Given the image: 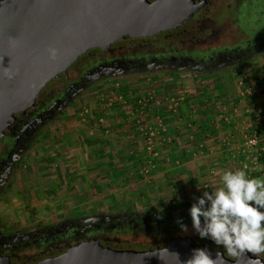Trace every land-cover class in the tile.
<instances>
[{
  "label": "rangeland",
  "instance_id": "obj_1",
  "mask_svg": "<svg viewBox=\"0 0 264 264\" xmlns=\"http://www.w3.org/2000/svg\"><path fill=\"white\" fill-rule=\"evenodd\" d=\"M147 96L161 102L167 125L166 134L152 140L155 157L146 150L143 128L154 126L156 108L147 117L138 105ZM172 99L179 103L176 111L169 109ZM259 112L264 52L220 72L101 74L41 127L0 198V217L9 226L30 227L67 216L173 208L195 202L220 186L224 170L244 163L249 177L264 178V160L241 152L242 133L264 127V118L250 117ZM148 160L155 166L145 173Z\"/></svg>",
  "mask_w": 264,
  "mask_h": 264
},
{
  "label": "flooded vegetation",
  "instance_id": "obj_2",
  "mask_svg": "<svg viewBox=\"0 0 264 264\" xmlns=\"http://www.w3.org/2000/svg\"><path fill=\"white\" fill-rule=\"evenodd\" d=\"M98 3L121 7L124 19L139 5L138 17L152 24L150 33L117 39L107 48L88 49L59 73L49 92L6 121L0 136V198L11 187L41 127L96 76L156 68L220 72L264 52V0ZM193 203L108 216H67L30 227L9 226L0 217V260L10 264H35L48 258H59L60 264H165L160 252L199 247L254 264L251 253L233 259L210 239L201 238L189 213Z\"/></svg>",
  "mask_w": 264,
  "mask_h": 264
},
{
  "label": "water",
  "instance_id": "obj_3",
  "mask_svg": "<svg viewBox=\"0 0 264 264\" xmlns=\"http://www.w3.org/2000/svg\"><path fill=\"white\" fill-rule=\"evenodd\" d=\"M98 1L0 0V136L7 120L41 99L48 81L88 49L150 33L152 24L138 17L139 5L124 19L121 7ZM50 46L58 50L55 59L48 56ZM5 68L15 71L13 78L3 75ZM193 249L163 251L159 257L165 264H180ZM219 254L217 264H249ZM0 264L10 263L0 260ZM35 264H60V260L48 258Z\"/></svg>",
  "mask_w": 264,
  "mask_h": 264
},
{
  "label": "clouds",
  "instance_id": "obj_4",
  "mask_svg": "<svg viewBox=\"0 0 264 264\" xmlns=\"http://www.w3.org/2000/svg\"><path fill=\"white\" fill-rule=\"evenodd\" d=\"M47 52L55 59L58 50L50 46ZM3 75L11 79L15 71L5 68ZM219 179L220 186L205 190L189 208L193 228L227 256L235 259L251 253L254 264H264V178L249 177L238 168L224 170ZM181 228L187 231L186 225ZM221 258L219 253L213 257L208 249L198 247L180 264H217Z\"/></svg>",
  "mask_w": 264,
  "mask_h": 264
},
{
  "label": "built area",
  "instance_id": "obj_5",
  "mask_svg": "<svg viewBox=\"0 0 264 264\" xmlns=\"http://www.w3.org/2000/svg\"><path fill=\"white\" fill-rule=\"evenodd\" d=\"M243 94V92L241 93ZM153 97L147 96L145 99H139L138 100V105L139 107L142 106L143 108L141 109L140 112H144L143 110L146 111V116L149 117L151 116L154 108H156L155 111H153V116L152 118L155 119L156 122H154V126L152 125H145L143 130H145V135L147 137V146L146 150L148 149L149 153H152L155 157V155L158 154V150L156 146L152 145V140L156 138L159 135H165L167 132V125L164 123L162 115L160 111L158 110V107L161 106V102L158 100H152ZM178 102L175 101V99H172V102L169 103V109H174L176 111L178 107ZM151 112V113H150ZM151 118V119H152ZM224 119L226 120V123L230 121V117L224 116ZM229 123V122H228ZM245 128V127H244ZM246 129V128H245ZM243 134V143H242V153L247 152L251 156L254 157L255 160H259V158L264 156V144L261 143V137L264 136V127H256L250 129L249 132L242 133ZM150 161L149 164L151 163L152 160ZM254 163H256L254 161ZM155 166V163L152 165H149V168L145 170V173L148 172V170L152 167ZM247 173L248 176L251 175V168L248 166L246 163L242 164L241 166Z\"/></svg>",
  "mask_w": 264,
  "mask_h": 264
},
{
  "label": "crops",
  "instance_id": "obj_6",
  "mask_svg": "<svg viewBox=\"0 0 264 264\" xmlns=\"http://www.w3.org/2000/svg\"><path fill=\"white\" fill-rule=\"evenodd\" d=\"M250 99H252V98H250ZM252 100H253V99H252ZM240 103H242L241 100H240ZM244 105H246V101H245V100H244V104H243L242 107H244ZM259 113H260V114H259ZM259 113H258V114H259L258 116H255V115H254V116H250V117H253V118H254V121H257V120L260 121L261 118H264V112H259ZM243 114H244V113H243ZM243 114H242V115H243Z\"/></svg>",
  "mask_w": 264,
  "mask_h": 264
},
{
  "label": "trees",
  "instance_id": "obj_7",
  "mask_svg": "<svg viewBox=\"0 0 264 264\" xmlns=\"http://www.w3.org/2000/svg\"><path fill=\"white\" fill-rule=\"evenodd\" d=\"M223 83H224V81H223ZM260 159L264 160V156H263V157H261V158H259V160H260Z\"/></svg>",
  "mask_w": 264,
  "mask_h": 264
}]
</instances>
